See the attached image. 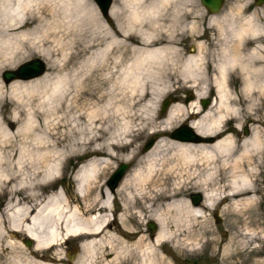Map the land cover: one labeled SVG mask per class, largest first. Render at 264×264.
<instances>
[{
    "label": "bare ground",
    "instance_id": "bare-ground-1",
    "mask_svg": "<svg viewBox=\"0 0 264 264\" xmlns=\"http://www.w3.org/2000/svg\"><path fill=\"white\" fill-rule=\"evenodd\" d=\"M134 1V5L126 8L123 29L117 25L123 34L121 39L106 26L109 21L100 17L96 4L88 0H3L2 5L16 6L14 12L0 18V65L3 66L16 63L27 52V47L49 59L59 51V33L90 25L95 15L107 31L102 30L103 38L89 41L85 50L91 51V55L81 61L78 69L54 80L42 75L40 79L10 82L8 85L17 110L10 116L4 114L2 121L10 128L26 116L41 122L44 107L54 106L64 115L73 113L72 129L77 127L78 120L85 122V130L79 140L69 144L70 147L77 146L78 153L94 151L97 147L90 145L101 138L104 123L120 115L118 111L111 114L108 107L123 93L120 98L126 103L122 113L123 122L126 121L122 125L123 148L131 146L132 138L147 130L148 135L162 136L178 121H184L202 136H214L215 141L193 142L161 137L144 152L130 149L122 159L128 163L133 160V163L114 192L107 188L105 178L99 186L93 185L101 178L99 174L110 160L91 157L76 168L72 177L81 206L70 205L61 189L41 198L36 191L37 185L28 182L18 185L17 176L9 179L5 176L6 185L14 181V187L8 190L12 200L17 193L24 194L14 201L9 200L2 214L5 219L14 220L9 223V229L33 240L34 246L29 250L49 249L63 243L64 239L76 237L81 238V243L80 255L74 264H90L99 251L113 249L115 257L123 252V260L127 259L130 264H161L159 247L163 243L196 250L199 243L185 234L193 233L195 221L205 216L206 210L223 205L243 218L260 216L255 209H248L259 201L254 176L259 168L257 158L264 153V140L256 128H251L248 135L240 138L226 133L224 123L229 117L238 121L241 103L244 104L242 109L252 114L264 100V24L255 20V12L243 21H236L233 15L227 18L210 14L207 26L216 27L219 33L214 40L217 55L210 58L204 54L203 42H191L192 53V48L185 50L181 41L176 39L179 31L180 35L188 31L199 32L195 20H186L188 12L181 1L153 0L149 4L145 0ZM170 6L171 11L167 12L170 22L158 25L160 17ZM62 12L70 20L63 21ZM201 12L195 17L202 19L205 13ZM16 13L21 15L19 20L15 19ZM48 15L52 18L51 24L46 20ZM109 15L115 17L112 7ZM50 34L53 36L51 45ZM129 37L132 38L130 42L127 41ZM246 38L252 46L244 43ZM81 51L77 49L75 53ZM125 51L129 53L127 58L123 56ZM100 70L107 72H98ZM233 73L239 81L238 94L229 88ZM177 84H186L188 90H195L193 101L186 103L185 107L170 105L163 118L156 122L159 118L155 111L157 105L171 86ZM211 88L215 96L203 108L199 101L208 97ZM0 91H3L1 82ZM33 96L37 97L34 103ZM91 100L103 104L99 109L88 111L85 106ZM143 101L147 110L145 116L135 109ZM190 117L192 119L188 121ZM240 126L241 123H236L237 128ZM4 134L0 127V149L9 147L13 139ZM65 139L41 141L39 146L53 147ZM18 152L22 154L24 151ZM48 152L56 155V163L49 165L43 173L44 178L52 180L59 172L61 154L53 149ZM108 153L112 154L111 151ZM9 154L14 155L13 152ZM93 186L98 191H93L94 195L89 197ZM191 188L202 196L200 203L194 204L185 197L184 192ZM120 191L123 193L122 207L116 216L120 226L115 227V233L112 231L115 217L112 206L116 197L114 193ZM132 218L140 223L150 220L157 229L154 233H147L144 229L136 231L135 226L130 227L127 223ZM120 237L123 245L115 248L114 242ZM263 237V229H251L239 242L246 238L249 244Z\"/></svg>",
    "mask_w": 264,
    "mask_h": 264
},
{
    "label": "rangeland",
    "instance_id": "rangeland-1",
    "mask_svg": "<svg viewBox=\"0 0 264 264\" xmlns=\"http://www.w3.org/2000/svg\"><path fill=\"white\" fill-rule=\"evenodd\" d=\"M0 0V18L4 14H9L15 11L16 6H5L2 5ZM89 3L94 4L93 0H88ZM153 0H145V3L149 4ZM181 1L184 5L185 10L188 14L186 15L187 21H196L199 25V32L192 33V31L184 32L183 34L176 36V39L181 41V47L188 49L189 44L192 42H203L204 44V54L207 57L213 58L217 55L216 43H214L218 37V29L214 26H207L208 17L210 16L209 12L203 7L200 0H177ZM134 0H114L112 9L115 13V17L109 20V24L106 26L116 34L119 38H123V34L118 31L117 25L123 29V21L126 15L127 6L134 5ZM172 5V4H171ZM97 8V7H96ZM170 8L164 12L163 16L160 17L157 22L158 25H166L170 22V19L167 18V12L170 13ZM203 11L205 13L202 19L196 18L195 14L197 12ZM97 11L100 14V11L97 8ZM255 12V20L260 24H264V4L257 5L254 0H225V4L219 13H216L218 16H227L233 15L236 21H243L245 18L250 16ZM3 13V14H2ZM15 19L19 20L21 15L15 14ZM95 19L91 21L90 25H80L78 29H69V31H62L63 34L59 33L61 44L59 46V51L52 55L49 59H45L42 56L38 55V52L28 49L27 52L22 56L16 63L9 66L0 65V82L3 85V91H0V127L4 131V135L9 138H13L9 142V147L5 149H0V264H74L80 255V245L79 242L81 238L70 237L66 239V242L61 244L54 245L49 249L45 250H29L22 242L21 239L26 236L21 232H15L14 230L9 229V223H14V220L5 219L6 216L2 214L3 207L12 200V196L8 193L12 187H14V181H11L7 185L5 184V179L7 176L8 179L17 176L16 183L24 184L25 182L33 183L37 185L36 191L40 194V197L43 198L50 192L54 190L61 189L64 197L70 201V205H82L74 187V181L72 179L75 170L80 164H83L87 159L91 157H105L110 160L100 172L99 176L101 178L94 182V186L103 182L104 178L111 175L115 168L123 161V154L127 153L130 149L139 150L144 152V145L150 139L157 140L158 138H165L170 140V132L175 128L184 123V121L174 122L169 131L165 132L162 136L160 134L148 135V131L142 132L140 135L135 136L132 141L131 146L123 148V108L126 103H123V100L120 99L123 97V93L120 94V97L117 101H113L110 107H108L109 112L112 114L115 111H118L120 115L114 119L106 121L103 125L104 132L101 134V138L92 143L91 147H97L96 150H87L81 153L76 151V147H70V143L76 142L79 140L81 133L85 130V122L83 120H78L76 122L77 127L72 129L70 124H73V113L64 115V112L56 111L54 106L44 107L45 114L41 117L42 121H36V118H22L17 121L15 125L10 128L3 121L2 116L5 114L7 116L15 114L17 108L13 100V94L9 87V83H6L2 79V73L5 70H14L23 62L31 60L33 58H41L45 61L47 68L45 75L46 79L54 80L59 76H62L66 73H70L73 69H78L81 66V61L88 58L91 55V51L88 53L85 50L86 45L89 41L99 40L104 37L103 31L105 28L104 24L100 21L98 16H94ZM61 19L66 21L70 20L67 15L62 12ZM48 24L52 23V18L48 15L46 16ZM201 24V25H200ZM167 29V28H166ZM24 29L20 30V34ZM76 30V31H75ZM165 30V29H164ZM104 31H107L104 30ZM11 33V32H10ZM198 33L200 34L198 36ZM53 36L50 34L48 40L49 45ZM132 38H127V41L130 42ZM244 43L252 46V43L246 38ZM189 47V48H188ZM77 49L82 51L79 54L75 52ZM194 48H192L193 51ZM191 50V49H190ZM194 53V51L192 52ZM129 57L128 52H124V55ZM123 58V62H125ZM64 68H62L61 66ZM111 70V69H110ZM98 72H107L100 70ZM114 73V69L112 70ZM234 74V73H233ZM36 77L33 79L41 78ZM236 74L231 77L230 90L234 94H238L239 90V81L236 78ZM29 79V80H33ZM19 81H28V80H19ZM12 82V81H11ZM104 86V85H102ZM179 86V87H177ZM172 88L164 94V97L160 104L156 107V113L159 115V118L156 122H159L165 113H162V105L166 100L170 101L172 104H182L186 105V96L189 93L194 94L195 90H188L186 84H177L171 86ZM105 88V87H104ZM214 90L211 88L208 93L207 99L214 98ZM33 103L37 101V97H31ZM147 99L146 104H149ZM203 100V99H201ZM200 100V103H201ZM144 101L136 106V110L145 116L146 106ZM103 102L94 103L92 100L87 104L86 110H95L99 109L102 106ZM120 106V110H117L116 107ZM167 108V110H168ZM244 108V104L241 103L240 115L238 121L233 117H229L225 121L224 125L226 133L233 134L237 137H245L243 134V129L247 126L249 132L251 128H256L260 130L261 138L264 140V100L256 106L252 114H249ZM180 118V117H179ZM178 118V119H179ZM236 123H241L240 128L236 127ZM186 124V123H184ZM5 137V138H6ZM54 138H66L63 142L59 143L56 146H39L41 141L54 140ZM57 150L61 155L60 157V168L57 175L54 179L49 180L44 178L43 170L46 169L49 165H53L56 160V155L49 153V150ZM19 150L24 151L22 154H19ZM111 151L112 154L108 153ZM9 152H13L14 155H10ZM16 153V154H15ZM58 158V157H57ZM259 162V168L257 173L254 176V180L257 184V195L259 201L251 206L248 211L256 210L260 216L255 218H243L233 214V209L230 207L223 208V205L217 206L215 210H206V215L201 217L203 223V232L200 234L193 229L192 234H185V237L192 238L195 242L203 244L202 257L199 256V253H196L195 250L191 251L185 247L175 248L170 243H163L159 248L161 251V264H200L204 261L205 264H264V237L260 239H255V241L247 244L246 238H243L239 242L240 238L248 230L263 229L264 230V186H263V172H264V153L262 156L257 158ZM56 163V162H55ZM129 164V167L133 163L125 162ZM2 175V176H1ZM92 187L89 191V197L94 195L93 191L98 190L97 187ZM4 190H1V189ZM101 187L99 190L101 191ZM96 190V191H95ZM190 193H199L194 188L188 189L184 192L185 197L189 198ZM18 196L13 197V200L21 198L23 192L17 193ZM116 196L113 199V214L114 220L116 215L114 211H119L121 213V203L120 199L123 198V193L116 192ZM136 205H141L140 202H135ZM134 204V205H135ZM218 212L217 215L221 219L219 223L214 220V213ZM117 226H120V223L117 220L116 224H113L112 231H116ZM195 228V227H194ZM117 233V232H115ZM123 237V236H122ZM123 239L120 237L119 241L114 242L115 248L123 245ZM67 245V246H65ZM115 249L108 251H99L96 253L95 257L92 259L90 264H123V252L119 253L115 257ZM69 255H72L70 257ZM71 258V261L69 260Z\"/></svg>",
    "mask_w": 264,
    "mask_h": 264
},
{
    "label": "water",
    "instance_id": "water-1",
    "mask_svg": "<svg viewBox=\"0 0 264 264\" xmlns=\"http://www.w3.org/2000/svg\"><path fill=\"white\" fill-rule=\"evenodd\" d=\"M96 4L98 10L100 11L101 16L105 21H109L111 19L109 12L113 5L114 0H93ZM257 5L264 4V0H254ZM203 7L209 12V14H216L221 11L225 4V0H200ZM46 72V63L41 58H33L26 62L20 64L14 70H5L2 73V79L4 82L9 83L16 79L28 80L36 77L42 76ZM170 104L169 100H166L162 105V113L167 111V108ZM210 104L209 99H204L201 102L203 108H206ZM243 134L248 135L249 130L247 126L243 129ZM173 139L181 140V141H193V142H213L215 141L214 136H202L194 131L189 125L181 124L177 128H175L169 135ZM154 143V139H150L146 142L143 149L144 151L148 150ZM128 165L126 163H120L111 176L109 177L106 186L111 191L114 192L117 188L119 182L123 178L124 173L126 172ZM263 186H264V172H263ZM200 201L199 194H193L192 202L194 204H198ZM215 222L219 223L220 218L217 215V212L213 215ZM150 229L153 231L155 229V224L151 223ZM17 232V231H15ZM21 242L29 249H32L34 246V242L31 238L25 237L21 239ZM81 243V242H80ZM79 243V245H80ZM71 260V258H69Z\"/></svg>",
    "mask_w": 264,
    "mask_h": 264
},
{
    "label": "flooded vegetation",
    "instance_id": "flooded-vegetation-1",
    "mask_svg": "<svg viewBox=\"0 0 264 264\" xmlns=\"http://www.w3.org/2000/svg\"><path fill=\"white\" fill-rule=\"evenodd\" d=\"M193 99H194V94H192L191 95V93H189V95H187L186 96V103H189V102H191V101H193ZM204 100V99H203ZM203 100H201V102L203 101ZM211 100V99H210ZM200 102V101H199ZM191 119H192V117H190L189 119H188V121H191ZM128 166H129V164H128ZM109 177H110V175L109 176H107L106 178H105V180L107 181L108 179H109ZM193 194L194 193H190L189 194V199H191L192 200V197H193ZM200 195V194H199ZM202 201V196L200 195V201H199V203ZM137 206H135L134 208H136ZM133 210V209H132ZM118 210L117 211H114V213H115V215L116 216H118ZM117 218V217H116ZM117 223V220H113V222H112V227H113V224H116ZM128 223V225L130 226V227H133V226H135L136 227V229H134V230H136V231H138V230H141V229H144L147 233L149 232V233H154L155 231H156V229H157V226H156V224H155V229L152 231L151 229H150V225H151V223H152V221H150V220H144L142 223H140V222H138V220H136V219H133L132 218V220H130V221H128L127 222ZM140 223V224H139ZM199 234L201 233V232H203V223H202V221H201V219H198L197 221H195V228H194ZM66 239H64L62 242H66L65 241ZM69 242H66V244H68ZM65 246H67V245H65ZM205 246L203 245V244H201V243H199L198 244V246L196 247V250H195V252L196 253H199V256L200 257H202V253H203V248H204ZM70 257H72V255H69ZM123 264H130V262L129 261H127V259H124L123 260ZM200 264H205L204 263V261L203 262H201Z\"/></svg>",
    "mask_w": 264,
    "mask_h": 264
}]
</instances>
